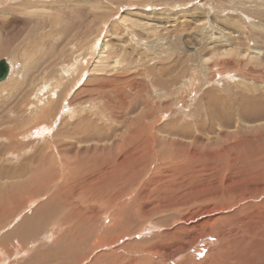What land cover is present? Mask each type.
Returning a JSON list of instances; mask_svg holds the SVG:
<instances>
[{
	"label": "rangeland",
	"instance_id": "rangeland-1",
	"mask_svg": "<svg viewBox=\"0 0 264 264\" xmlns=\"http://www.w3.org/2000/svg\"><path fill=\"white\" fill-rule=\"evenodd\" d=\"M2 52L0 264H264V0H0Z\"/></svg>",
	"mask_w": 264,
	"mask_h": 264
},
{
	"label": "bare ground",
	"instance_id": "bare-ground-1",
	"mask_svg": "<svg viewBox=\"0 0 264 264\" xmlns=\"http://www.w3.org/2000/svg\"><path fill=\"white\" fill-rule=\"evenodd\" d=\"M108 47V46H107ZM105 48H106V44L104 43L103 45H102V49H104L105 50ZM3 51V50H2ZM103 53V56H104V52H102ZM5 54V53H4ZM1 55H3V52L2 53H0V56ZM231 55V54H230ZM11 74V73H10ZM255 94V93H254ZM208 95H209V93L207 92V94L205 95L206 96V99H205V102H204V106H203V108H200V109H204V107H205V110H207L208 112H209V117H210V115H211V117L212 116H214V114L217 112V115L219 116L221 113H225V114H222V115H224V118H225V123H228V121H227V119H226V114H227V108L226 107H222L220 104H219V102H218V100H216V99H214V98H208ZM256 95V94H255ZM227 99V98H226ZM228 101V100H227ZM111 103V102H110ZM123 104V103H122ZM227 104V103H226ZM6 105V104H5ZM222 105H225L224 103L222 104ZM231 105V104H230ZM199 106V105H198ZM200 107V106H199ZM202 107V106H201ZM18 108V107H17ZM216 108V112H214L213 113V110ZM19 110V109H18ZM17 110V111H18ZM198 110V109H197ZM233 110V109H232ZM135 111V110H134ZM202 111H204V110H202ZM215 111V110H214ZM228 111H231V108L229 107L228 108ZM198 112H200L199 110H198ZM202 114H204L203 112H202ZM196 115V114H195ZM204 115H206V114H204ZM197 116H199V115H197ZM196 116V117H197ZM245 116H247V115H245ZM199 117H201V116H199ZM85 118V117H84ZM89 118V117H88ZM205 118V117H204ZM214 118V117H213ZM219 118V117H218ZM223 118V119H224ZM87 119V118H86ZM201 119H203V118H201ZM217 119V118H216ZM221 119V118H220ZM219 119V120H220ZM255 120L257 119V118H254ZM15 121V120H14ZM131 121V120H130ZM200 121V120H199ZM202 121V120H201ZM211 122H213V124H214V121H212V120H210ZM223 121V120H222ZM79 122H80V120H79ZM88 123V122H87ZM92 123V122H91ZM202 123V122H201ZM223 123V122H222ZM230 123V125H231V123H232V121H230L229 122ZM86 124V123H85ZM203 124V123H202ZM87 125V124H86ZM135 125V124H134ZM75 126V125H74ZM128 126V125H127ZM132 126V125H131ZM264 126V125H263ZM134 127V126H133ZM196 127V126H195ZM98 128V127H97ZM99 128H101V127H99ZM210 128V127H209ZM244 128V127H243ZM86 129V128H85ZM88 130H90L89 128H87ZM131 129V128H130ZM215 129V128H214ZM84 130V129H83ZM92 130V129H91ZM136 130H137V127H136ZM12 131H13V129H12ZM102 131V130H101ZM132 131H133V128H132ZM179 131V130H178ZM177 131V132H178ZM74 132H78V131H76L75 129H74ZM130 132H131V130H130ZM138 132L139 131H137V132H135V133H133L134 135H138ZM189 132V131H188ZM9 133V132H8ZM68 133V132H67ZM80 133V132H79ZM91 132H89V134H90ZM97 133V132H96ZM99 133V132H98ZM97 133V135H99L100 136V134H98ZM88 134V135H89ZM93 134V133H92ZM141 134V133H140ZM7 135V134H6ZM73 135V134H72ZM82 135V134H81ZM80 135V136H81ZM84 136V135H83ZM87 136V135H86ZM104 136V135H103ZM119 136V135H118ZM125 136V135H124ZM140 136V135H139ZM198 136H200V134L198 135ZM222 136H224V134L222 135ZM95 137V136H94ZM106 137V136H105ZM135 137V136H134ZM227 137V136H226ZM89 138V137H88ZM88 138H85L86 140L88 139ZM96 138H98V137H96ZM141 138V137H140ZM228 139V138H227ZM84 140V139H83ZM93 140V139H92ZM100 140H102V138L100 139ZM135 140V139H134ZM133 140V141H134ZM136 141V140H135ZM140 141V140H139ZM127 143H128V140H127ZM126 143V144H127ZM141 143V142H140ZM57 144H59V143H57ZM63 144V143H62ZM60 145H61V143H60ZM123 145V144H122ZM128 145V144H127ZM206 145V144H205ZM18 146V145H17ZM62 146H65V144L64 145H62ZM118 146V145H117ZM116 146V147H117ZM4 148V147H3ZM59 148V147H58ZM76 148V147H75ZM81 148V147H80ZM82 148H85V147H82ZM112 148H114V147H112ZM126 148V147H125ZM65 149H67L66 147H65ZM73 149H74V147H73ZM79 149V148H78ZM89 149V148H88ZM71 150V149H70ZM76 150V149H75ZM74 150V152L76 153V151ZM125 150V149H124ZM59 151V150H58ZM69 151V150H68ZM207 151V150H206ZM81 152V151H80ZM62 153V152H61ZM84 153H86V152H84ZM88 153V152H87ZM47 154V153H46ZM58 154H59V152H58ZM64 154V153H63ZM73 154V153H72ZM67 155V154H66ZM69 155V154H68ZM43 156V155H42ZM14 157V156H13ZM17 157V156H16ZM40 157V156H39ZM67 157V156H66ZM264 157V156H263ZM262 157V158H263ZM15 158V157H14ZM38 158V157H37ZM48 158H50V160H52L51 159V155L49 156V155H47V156H44L43 157V160H42V162H41V164L42 163H44V161H46ZM62 158V157H61ZM60 157L58 158V159H61ZM71 158V157H70ZM72 158H73V156H72ZM75 158V157H74ZM32 159V158H31ZM76 159H77V157H76ZM79 159V158H78ZM77 159V160H78ZM87 159V158H86ZM72 160V159H71ZM85 160V159H84ZM25 161V160H24ZM39 161H40V159H39ZM56 161H57V159H56ZM69 161V160H68ZM133 161H137V159H133ZM29 162V161H28ZM27 162V163H28ZM38 162V161H37ZM36 162V163H37ZM71 161H69V163H70ZM78 162V161H77ZM80 162V161H79ZM85 162V161H84ZM83 162V163H84ZM122 163H113V162H109L108 160H107V163L108 164H114V166H113V169H115L116 171L115 172H119V171H121L122 170V168H127V163H125L124 161H121ZM137 162H139V161H137ZM23 163V162H22ZM21 163V164H22ZM55 163V162H54ZM24 164V163H23ZM26 164V163H25ZM39 164V163H38ZM56 164V163H55ZM73 164V163H72ZM27 165V164H26ZM37 165V164H36ZM74 165V164H73ZM78 165V164H77ZM75 166V165H74ZM24 167V166H23ZM32 167H34V163H33V166ZM57 167V166H56ZM55 167V168H56ZM61 167H62V165H61ZM66 167H68V166H66ZM76 167V166H75ZM115 167V168H114ZM165 167L167 168L168 166L167 165H165L163 168L165 169ZM26 168V167H25ZM24 168V169H25ZM37 168V167H36ZM54 168V167H53ZM17 169H18V167H17ZM23 169V170H24ZM28 168H26V170H27ZM75 169V168H74ZM76 169H78V168H76ZM85 169V168H84ZM95 169V168H94ZM93 169V170H94ZM80 170V169H79ZM92 170V169H91ZM12 171V170H11ZM13 171H14V169H13ZM19 171H22V168H20V170ZM32 171H33V169H32ZM78 171V170H77ZM81 171V170H80ZM58 172V171H57ZM85 172V171H84ZM92 173H93V171H91ZM114 172V173H115ZM10 173V172H9ZM17 173H18V171H17ZM88 173H90V172H88ZM63 174V173H62ZM98 174V173H97ZM112 174L113 173H110V174H105V175H103V176H101V177H99L98 179H99V181H97V182H95V183H92L93 181H90L91 179H95L96 180V178H95V176H93V177H88V178H84V179H82V182H81V184H80V188H82L83 189V187L84 188H89V187H92V188H94L95 190H96V194H97V196L98 197H96V199L98 200V202H100V198H102L103 199V197H104V192L103 191H100L99 189L103 186V185H106L107 184V181H108V179L112 176ZM118 175V174H117ZM53 176H54V172H48V177H50L49 179H51V180H54L55 179V177H54V179H52L53 178ZM72 176H73V174H72ZM98 176V175H97ZM114 177V176H113ZM72 179V178H71ZM105 179V180H104ZM89 181V182H91V183H85L84 181ZM62 181V180H61ZM120 182V181H119ZM64 183H66L69 187L71 186V187H75L76 188V186L74 185V183H72V185L70 184V179H67V180H64ZM150 183V182H149ZM148 183V184H149ZM122 185V184H121ZM230 188V187H229ZM46 190V189H45ZM44 190V191H45ZM67 190V189H66ZM129 192V191H128ZM26 193V192H25ZM62 193V192H61ZM17 194V193H16ZM66 194V193H65ZM68 195H70V192H68L67 193ZM86 194V193H85ZM113 194V193H112ZM121 194H123V195H125V193L123 192V191H121ZM127 194V193H126ZM54 197V196H53ZM221 197V196H220ZM106 199V198H105ZM109 199V198H108ZM57 200H59V199H57ZM107 201V203L108 204H111L112 205V202H110L109 200H106ZM113 201V200H112ZM15 203V202H14ZM126 204H128V202H125ZM10 204V203H9ZM119 205V204H118ZM123 205H125V204H123ZM167 206V205H166ZM166 206H165V208H166ZM122 208V207H121ZM110 209V208H109ZM41 210V209H40ZM49 210V209H48ZM53 209H51V211H52ZM111 210V209H110ZM114 211V210H113ZM117 211V210H116ZM161 211V210H160ZM119 212V211H118ZM40 213V212H39ZM27 216H29V215H27ZM112 216H113V218H112V220L110 221V224H109V227H106L107 228V230L109 229H113V224L114 223H112V222H114L115 220H116V218H114V216H115V213H112ZM36 217V216H35ZM36 219V218H35ZM34 219V220H35ZM34 220H32V221H34ZM36 222V221H35ZM25 223V222H24ZM107 223H109V222H107ZM38 224V223H37ZM25 225H26V223H25ZM25 225H23V226H25ZM37 226V225H36ZM106 226H107V224H106ZM6 227V226H5ZM23 228V227H22ZM25 229L24 230H21V231H19V232H21V234H20V237H21V239H23L24 237H26V239L25 240H27V239H29L27 236H32V235H34V234H37V228L35 227V226H33V225H29V224H27V226L26 227H24ZM105 228V229H106ZM18 230V229H17ZM16 230V231H17ZM104 230V229H103ZM108 230V231H109ZM106 231V230H105ZM112 231V230H111ZM84 232H85V230H84ZM98 233H97V237H99V235L102 233V228H101V226H98V231H97ZM107 232V231H106ZM109 233V232H108ZM93 236V235H92ZM120 236H121V234H120ZM39 237V236H38ZM91 243H93V242H91ZM50 249V248H49ZM64 250V249H63ZM63 250H62V252H63ZM60 251V250H59ZM73 251H75V250H73ZM54 252V251H53ZM61 252V251H60ZM59 252V253H60ZM86 252V251H85ZM57 253V252H56ZM42 254V253H41ZM43 256H44V253H43ZM72 256V255H71ZM73 256H74V254H73ZM41 257V256H40ZM65 257V256H64ZM42 258V257H41ZM67 258H68V256H67ZM77 258V257H76ZM73 259V258H72ZM78 259V258H77ZM69 261H70V259H69ZM71 262H73V260L72 261H70V263ZM67 263V262H66ZM41 264V263H40Z\"/></svg>",
	"mask_w": 264,
	"mask_h": 264
},
{
	"label": "water",
	"instance_id": "water-1",
	"mask_svg": "<svg viewBox=\"0 0 264 264\" xmlns=\"http://www.w3.org/2000/svg\"><path fill=\"white\" fill-rule=\"evenodd\" d=\"M11 69V64L7 59H0V82L8 78Z\"/></svg>",
	"mask_w": 264,
	"mask_h": 264
},
{
	"label": "crops",
	"instance_id": "crops-1",
	"mask_svg": "<svg viewBox=\"0 0 264 264\" xmlns=\"http://www.w3.org/2000/svg\"><path fill=\"white\" fill-rule=\"evenodd\" d=\"M14 235H15V237L17 236L16 234H14ZM17 237H18V236H17ZM66 261H67V259H64V260H63V263L66 262Z\"/></svg>",
	"mask_w": 264,
	"mask_h": 264
}]
</instances>
